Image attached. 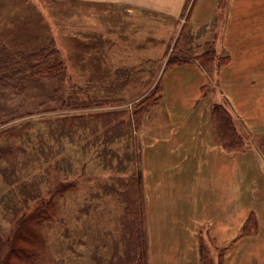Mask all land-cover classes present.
Listing matches in <instances>:
<instances>
[{
    "label": "rangeland",
    "instance_id": "374dc122",
    "mask_svg": "<svg viewBox=\"0 0 264 264\" xmlns=\"http://www.w3.org/2000/svg\"><path fill=\"white\" fill-rule=\"evenodd\" d=\"M194 2L186 0L182 13L176 17L156 8L115 2L0 0V43L13 52H29L52 41V47L65 65L66 93L74 94L84 104L94 97L103 102L105 99L111 104L90 109H129L161 82L162 99L160 103L159 100L155 101L144 114L139 128L131 130L134 139L128 133L113 142H105L102 129L93 133L85 128L77 129L71 137H63L58 141L49 132L45 121L53 120L54 112L36 113L18 119L15 123L17 127L23 126L24 122L30 123L28 135L21 139H0V146L13 149L11 155L0 159V168H5L7 172L6 178L0 172L2 235L10 233L15 220L32 209L39 197L53 198L54 214L43 224L47 252L36 264H94V257L108 259L115 252L123 254L127 243L123 219L125 203L119 191L124 189L122 182H127L137 168L143 182L144 198L150 208L144 221L148 264L152 263L151 254L156 255L157 260L169 250L168 246H161V226L154 222L155 219H150L152 214L157 213V208L160 212L162 198L150 188L152 179L146 188L144 185L146 175H163L160 168L165 161L160 153L164 144L159 149L152 147L145 150L142 134H146L145 131L153 135L168 133L169 117L166 114L162 77L166 70L173 68H165V63L178 36L183 35L190 41L185 43L188 47V53L185 54L188 57L190 55L191 59L184 64L198 65L207 77V81L198 89L202 95L209 97L208 106L211 108L214 104H222L231 113L227 102L219 94L217 81L219 66L230 61V54L222 45L228 0H217L213 16L201 25H192L189 19ZM151 3L155 4L156 0H151ZM251 33H259L260 36V30L253 29ZM194 72L195 69L177 71L169 83L170 101L195 91L196 86L192 83ZM27 86L28 93L13 99L12 104L32 108L44 98V95H40L43 91L41 88L30 84ZM159 95L154 93L151 100L154 101ZM42 114L46 118H42ZM232 116L239 135L246 143L245 149L255 150L256 155L231 157L230 181L227 184L220 183L222 180L216 182V200L219 205L209 203L205 206L216 212L213 215L208 213L210 219L222 218L219 213L221 207L232 204L233 221L218 224V228L220 225L222 228V240H229L222 246L217 244L209 228V224L216 225L215 222L208 221V225L198 230L201 264H221L225 250L232 244L235 247L239 238L255 235L258 227L253 233L236 239L249 213H254L249 210L243 218L249 191L259 193L260 155L264 160L260 141L264 132H251L240 123L239 118ZM206 128L210 143L220 145L216 136H213L215 124L210 115L209 118L207 115ZM154 152L156 155L153 156L151 167L150 160ZM133 154L139 156L133 158ZM155 165L159 170L154 168ZM215 165L221 164L217 162ZM175 167L177 164L169 168L167 173H176ZM210 172L213 177L210 179L203 175V180L199 181L200 173L197 172L181 179L198 180V186L208 187L211 181L220 180L218 171ZM176 180L177 176L174 175L171 182L176 184ZM208 195L213 201V194ZM169 228H172L171 224ZM184 232L176 233L178 237L171 248L175 249V253H181L188 262L192 239ZM250 246V242L245 244L244 253ZM171 256L168 252L165 261L171 263ZM176 264H180L177 258Z\"/></svg>",
    "mask_w": 264,
    "mask_h": 264
},
{
    "label": "crops",
    "instance_id": "0c3cea01",
    "mask_svg": "<svg viewBox=\"0 0 264 264\" xmlns=\"http://www.w3.org/2000/svg\"><path fill=\"white\" fill-rule=\"evenodd\" d=\"M90 1L139 5L138 7L148 9L156 8L176 17L182 13L186 3V0H156L155 4L151 3V0ZM216 3L217 0H195L189 17L192 25H201L207 22L214 14ZM228 7L226 24L222 32V45L230 54V61L218 68L219 94L227 102L232 115L239 118L240 123L246 129L260 134V131L264 132V0H228ZM253 29L260 30V36L259 33H251ZM173 68L166 70L162 77L166 93V114L169 117L167 120L168 133L153 135L145 131L146 134H142V144L145 150L152 147L159 149L164 144L160 153L165 161L160 168L163 175L162 173L160 175L152 174L153 177L146 175L144 185L146 188L152 179L153 183L150 188L160 195V199L162 198L163 202L159 204L160 212L158 213L159 209L157 208V213L152 214L150 219H155L154 222L161 226L160 229L163 232L160 233V243L162 247L168 246L169 250L163 252L157 260V256L151 254L152 263L150 264H176V258L180 264H201L199 247L201 243L197 238L200 235L198 230L208 225V221L215 222L216 225L209 224V228L213 236L216 237L217 244L222 246L229 240H222L220 234L222 228L221 225L218 228V224L233 221L232 204L221 207L219 213L222 218L217 220L212 217L210 219L208 213L213 215L216 212L214 210L213 213L212 209L205 206H208L209 203L211 205L218 204L216 200L218 193L215 192L216 182L222 180L220 183L227 184V181H230L232 174L230 164L233 156L246 158L249 155H256V152L249 148L226 152L219 144L210 143L206 128V119L207 115L209 118L210 111L209 97L202 95L198 89L207 81V77L195 64L188 63ZM191 69H195L192 79V83L196 86L195 91L187 93L188 96L173 98L170 101L169 83L171 79L176 76L177 71ZM214 135L216 136V133L213 131ZM155 155L154 152L151 156V167ZM227 157H229L228 161ZM217 162L221 165H215ZM260 162L259 193L249 191L248 206H245L243 212V218L249 210L255 213L258 225L256 234L243 236L238 239L235 247L233 244L229 246L225 250V255L220 256L221 264H264V160L261 155ZM175 164H177L176 173H167V170ZM154 168L158 169L159 167L155 165ZM210 170L218 171L217 176L220 180L211 181L208 187L198 186V180L181 179V177L187 178L189 174L195 172L200 173L199 181L203 180V175L210 179L213 178ZM174 175L177 176L176 184L171 182ZM147 187L149 188V186ZM146 193L148 192L146 191ZM208 194H213V201ZM164 204L166 206H163ZM149 209V205L145 201V215L147 216L150 213ZM169 224L172 225V228H169ZM178 231H185L192 239L188 262L181 253H175V249L171 248L176 241L175 238L178 237L176 236ZM182 240H187V238H182ZM247 242H250L251 246L244 253ZM168 252L172 254L171 263L165 261Z\"/></svg>",
    "mask_w": 264,
    "mask_h": 264
},
{
    "label": "trees",
    "instance_id": "16d2710c",
    "mask_svg": "<svg viewBox=\"0 0 264 264\" xmlns=\"http://www.w3.org/2000/svg\"><path fill=\"white\" fill-rule=\"evenodd\" d=\"M51 42L29 52L23 50L13 52L0 43V139H21L28 135L30 123L24 122L23 126L17 127L15 123L18 119L36 113L54 112L55 118L45 121L49 132L55 135L58 141L63 137H71L77 129L87 128L93 133L102 129L104 141L113 142L131 133V130L138 129L144 114L155 101L159 100L160 103L161 82L145 97L133 103L129 109L109 107L90 109L111 104L105 99L103 102L102 99L95 97L84 104L74 94L66 93L65 65L58 58V52L52 47ZM186 42L190 41L183 35L176 38L165 68L180 66L190 61V55L188 57L185 54L188 53ZM28 84L41 88L43 91L40 95H44V98L32 108L23 104H12L13 99L28 93ZM154 93L160 95L152 101ZM209 115L215 124L216 138L225 150L228 152L244 150L247 147L237 131L233 116L222 104L212 105ZM41 116L46 118L45 114ZM131 136L134 139L132 133ZM41 143L43 144L42 140ZM137 149H140L139 142ZM263 149L264 136L260 141V150ZM12 153L13 149L10 146H0V159ZM0 172L4 178L7 177L5 168H0ZM122 185L124 189L119 191V195L125 203L123 219L127 236L126 247L123 254L115 252L108 259L94 257V264H148L147 235L144 227L145 199L139 169L129 176L127 182H122ZM54 210L52 197L47 199L39 197L32 209L15 220L10 233L3 236L0 232V264H36L41 260L47 252L43 224L50 220ZM256 227L255 214L249 213L236 239L253 233Z\"/></svg>",
    "mask_w": 264,
    "mask_h": 264
}]
</instances>
